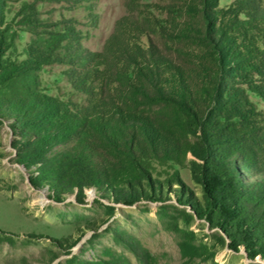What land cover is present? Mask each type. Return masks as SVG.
<instances>
[{"label":"trees","instance_id":"16d2710c","mask_svg":"<svg viewBox=\"0 0 264 264\" xmlns=\"http://www.w3.org/2000/svg\"><path fill=\"white\" fill-rule=\"evenodd\" d=\"M125 1L133 15L138 0ZM184 1L163 9L171 20H120L106 54L89 53L98 62L82 81L91 100L73 109L36 87L20 97L8 96L6 88L14 79L31 78L43 65L64 61L53 53L70 33L58 34L48 49L31 44L29 59L13 64L5 59L11 45L1 31L5 14L0 0V110L5 107L20 129L23 141L13 144L17 162L27 169L36 167L31 184L48 186L58 202L75 192L83 202L86 188L125 206L173 201L184 208L186 228H175L184 259L217 264V251L227 247L243 252L249 264H261L264 113L248 92L264 101V25H259L264 20L243 21L241 11H216V0ZM31 18L28 23L37 24ZM244 23L256 31L253 47L238 41L249 30L241 29ZM151 34L158 43L149 39L144 45L142 38ZM62 144L71 145L47 156ZM188 161L199 192L186 185L178 170L164 180L153 173L154 163L185 167ZM195 220L217 233L214 244L190 230ZM12 235L0 231V243L14 244ZM72 239L65 240L68 248L76 244ZM120 240L143 264L154 260L137 239L122 234ZM107 254L109 259L72 256L58 264H131Z\"/></svg>","mask_w":264,"mask_h":264},{"label":"rangeland","instance_id":"374dc122","mask_svg":"<svg viewBox=\"0 0 264 264\" xmlns=\"http://www.w3.org/2000/svg\"><path fill=\"white\" fill-rule=\"evenodd\" d=\"M179 1L185 2L138 0V10L130 15L125 0H3L5 22L1 31H5L11 45L5 59L13 64L29 59L27 51L31 44L37 42L36 46L48 49L59 39L58 34L70 33L69 38L53 53L64 61L43 65L40 70L32 72L31 78L14 79L6 88L8 96L20 97L28 88L36 87L40 94L57 98L73 109L88 105L91 95L83 89L89 86L84 88L82 81L85 74L95 69L98 63L89 57V53L106 54L107 41L123 18L132 16L137 22L152 17L171 20L163 9ZM216 2V11L233 12L232 15L241 11L243 14L239 19L243 21H251L253 17L264 20V0ZM29 16L33 21H38L37 24L28 23ZM245 24L241 25V29ZM245 27L249 29L247 32L244 30L245 38L238 41L253 47L257 41L256 31L248 25ZM149 39L158 43L154 34L142 38V43L147 45ZM259 80L256 79L257 82ZM248 94L258 111L264 113V101L251 92ZM2 109L0 231L13 234L15 242L0 243V264H58L72 256L83 260L109 259L107 253L125 257L131 264H143L120 240L122 234L137 239L150 252L154 260L149 264H210L200 260L189 262L182 257L179 249L181 235L175 228L177 225L186 228L181 213L184 208L176 206L173 201L164 205L140 202L125 206L100 198L96 189L86 188L83 202H78L77 192L66 193L63 196L65 199L58 202L48 186L35 188L31 184V176L36 175V167L27 169L17 162L18 150L13 144L23 141L22 136L13 115L5 107ZM70 145L62 144L51 149L47 156L52 158ZM170 165L154 163L155 177L164 180L178 170L186 185L199 192L191 177L189 161L185 167ZM189 228L197 233L201 241L214 244L217 233L210 230L204 221L195 220ZM70 237L76 242L72 248L65 243ZM60 242L63 247H59ZM215 263L249 264L250 261L243 252L235 253L225 247L217 251ZM258 263L264 264V261Z\"/></svg>","mask_w":264,"mask_h":264}]
</instances>
